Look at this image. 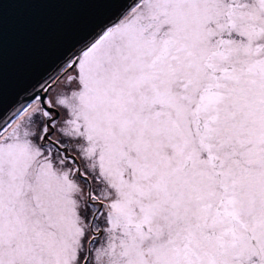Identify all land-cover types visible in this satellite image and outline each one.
<instances>
[{
    "label": "snow or ice",
    "instance_id": "snow-or-ice-1",
    "mask_svg": "<svg viewBox=\"0 0 264 264\" xmlns=\"http://www.w3.org/2000/svg\"><path fill=\"white\" fill-rule=\"evenodd\" d=\"M29 91L0 264H264V0H131Z\"/></svg>",
    "mask_w": 264,
    "mask_h": 264
},
{
    "label": "water",
    "instance_id": "water-1",
    "mask_svg": "<svg viewBox=\"0 0 264 264\" xmlns=\"http://www.w3.org/2000/svg\"><path fill=\"white\" fill-rule=\"evenodd\" d=\"M131 0H0V116L7 118L25 89L78 52Z\"/></svg>",
    "mask_w": 264,
    "mask_h": 264
}]
</instances>
